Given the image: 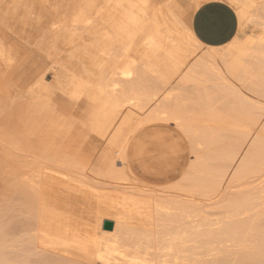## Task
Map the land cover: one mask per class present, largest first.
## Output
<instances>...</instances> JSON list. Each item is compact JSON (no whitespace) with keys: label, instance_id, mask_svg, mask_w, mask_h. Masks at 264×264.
<instances>
[{"label":"bare ground","instance_id":"bare-ground-1","mask_svg":"<svg viewBox=\"0 0 264 264\" xmlns=\"http://www.w3.org/2000/svg\"><path fill=\"white\" fill-rule=\"evenodd\" d=\"M151 1L18 0V5L11 0L19 13L34 19L23 25L46 30L45 53L54 66L70 73L66 87H43L45 96L58 90L83 100L85 128L71 132L60 157L43 153L28 134L0 161V196L10 201L13 196L22 213L29 214L27 221L19 219L18 228L13 215H6L9 221L0 226V264H23L36 247L21 241L23 254H12L7 246L17 234L19 241L29 235L44 241L43 246L71 247L78 264H264L263 208L258 209L263 220L254 216L263 227L252 223L247 232L252 220L234 204H244L241 195L225 207L224 217L213 220L201 219L198 205L184 198L215 196L238 156L229 180L254 176L256 164H264V121L245 104V89L264 99V39L247 37L248 48L232 52L205 45L169 6L170 0H161L154 11ZM257 1L254 13L242 8L241 13L264 27V0ZM6 4L0 0L2 20L11 13ZM37 5H44L43 10ZM152 21L156 26L139 51L138 35ZM85 54L92 60L89 68ZM87 71L96 81L86 78ZM83 130L116 148L107 169L68 155ZM2 139L9 142L8 136ZM245 139H250L247 148ZM211 144L219 146L217 152L200 155L199 149ZM54 164L62 168L59 174L43 171ZM242 192L251 200L258 195ZM250 207L255 214L257 208ZM234 211L242 213L241 220L231 216ZM106 221L112 222L110 229L104 228Z\"/></svg>","mask_w":264,"mask_h":264},{"label":"rangeland","instance_id":"rangeland-1","mask_svg":"<svg viewBox=\"0 0 264 264\" xmlns=\"http://www.w3.org/2000/svg\"><path fill=\"white\" fill-rule=\"evenodd\" d=\"M13 1L19 5L18 0L16 1L13 0ZM76 1H81V0H76ZM227 1L232 4V6L235 8L238 14L237 16L239 18L238 29H237L236 34L232 38V40L226 45L223 44V46L220 47L219 49L228 50L231 52L237 51L243 48H248V45L246 43L247 37H255L259 39H264V27L256 24L253 21H250L249 18L245 16V14L241 13V8L248 10L249 13H254L256 9H258V6H259L257 4L258 1L257 0H227ZM7 3L9 4V6L8 4H6V6L9 8V10H11V13L8 16V19L7 18L5 20L3 19L4 21L0 19V38H1L0 39V99H1L0 100V155H1L0 159L1 157L3 158L0 161L4 160V157H6V154L10 151L11 146L16 145V143L19 142L20 140L21 141L19 143H21L22 141H25V139L27 140L26 137H28V134H31L29 135V137L32 136L31 140L29 139L31 141L30 143L35 144L36 142L39 141L42 146H37V145L36 146L39 149H42L43 153L48 154L54 158H57V157H60L61 151L63 150L64 146L67 145L68 137L71 134V132L76 131V130L78 131L80 129L85 128V117L81 113L83 112V107L85 106V102L81 99L76 101L72 98H69L58 90H56L55 93H51L48 96H45L46 91L44 90L43 87L45 86L47 88L55 87L59 89L66 87L70 73L66 71L65 69L61 68L60 66H54L53 62L50 60V58L46 54L47 53L46 48L48 47V42H49V37L47 35V32H44L46 30L38 27V29L40 28L39 30L33 29L35 30L33 31L31 30L32 28H30L27 24L26 25L29 28L23 25L25 24V22L29 24V23H32V21H34L32 15H27L25 13L23 14L19 13V6L16 3H14L13 5L11 0H7ZM159 6H161V0H152L150 4V10L154 11ZM169 6L175 11L184 10L185 13H188L191 8V0H172ZM43 8H44V5H39L37 9L43 10ZM13 15L15 16L13 17ZM7 21H10L11 24H9L10 22H7ZM10 25L13 26L12 29L16 27L17 29L16 28L15 29L17 31L16 32L15 30L13 31L11 29L12 26ZM155 26H156L155 22L152 21L140 31L138 35V41H137V46H138L137 50L140 51L142 49V39H144L149 33H151V31L155 28ZM25 27L29 29L32 35L28 31V29H24ZM17 32H19V34ZM35 34H36V37H35ZM27 36H29L30 40L29 38L27 40ZM33 38H34L33 42L36 44H33L31 40ZM35 38L36 39L38 38V40H36ZM43 39L45 43L43 41L42 42L40 41ZM37 44L38 46L41 47V50L37 46ZM88 48L92 49V46L88 44ZM139 51L137 53L135 52V54H132V55L137 57L139 55ZM16 52H18L17 56L13 54V53L16 54ZM86 56L87 55L85 54V58L87 59V61H89L90 59L87 58ZM91 65H92V60L87 63V68L91 67ZM78 67L79 65L76 64L75 69L77 72L80 71ZM84 75L86 76V78L88 77L92 81H96V78L90 75L89 71L85 72ZM48 85L51 87H48ZM24 93L25 95H23ZM35 94H36L35 97L33 96V98L29 99L30 97L29 95L32 96ZM245 94H246L245 97L247 96V98L245 99L246 107L252 110V112L258 115L260 114L261 123H263L262 121H264V99L258 96H254L255 94H252L254 96L253 97L252 95H250L249 92H247L246 89H245ZM248 96H252V97H249L250 100L248 99ZM46 98H48V100L50 98L49 104L46 103L47 102ZM32 99H34L35 101H31ZM34 102L37 104H35ZM260 103L262 105H260ZM42 105H43V109L46 107L45 111L41 110ZM256 106L260 108L262 107V108L259 109ZM42 111H44L43 114H42ZM44 116H47V117L44 118ZM42 117H43V120L41 119ZM4 136H8L9 142L5 140L3 141L2 138ZM79 137L80 138L77 141L73 142L74 144L71 147L72 154L69 153L68 155L75 156L77 159L83 160L84 162L96 167L100 171H102V169H107L106 164L110 161V159L114 157V152L116 149L114 145H112V143L108 141H105L104 139H102V137L96 135L93 131H89V130L81 131V134H79ZM87 138H89V141L87 142L86 147H84L83 145L85 144ZM247 140L248 139H245V145H244L245 148H247L250 139L248 141ZM51 141L52 143L50 144ZM215 145L217 144H211L209 148L203 145L204 147L202 146L199 149L200 155L203 156L205 154L204 156H207L208 152H209L208 155H210V153L213 154V152L216 150L214 152L215 154L217 152V149L219 148V146H215ZM80 146H83V147L81 148ZM80 148L81 149L89 148L91 152L87 154L86 156H84L85 151L80 152ZM2 154H5V155L3 156ZM238 159H239V156L236 162L232 164L230 167H228V170L230 171H227L225 175L223 176L221 180L222 183L220 184L219 189L215 193V196H211V198L210 197L205 198L203 196V198L201 197L200 199L197 197L191 198L188 196L184 198L186 201L188 200L187 202H192V203L195 202L198 205L197 207L199 208V217L201 219L213 220L216 218L224 217L227 214L225 207L231 204V202L234 201L233 199H237L236 197L242 196V200L243 199L245 200V201L243 200L242 203H244L243 205L246 207V209L245 207H243L244 209L242 210L243 205H241L238 202L241 200H238V201L236 200L234 204H236V207H237L235 209L241 208L240 209L241 212L245 211L244 213L242 212L243 214L242 213L241 214L246 215V216L248 215L247 217L249 218L247 219V217H245L246 220H249V219L252 220L250 224L248 225V229H247V232H248L252 223H254L255 225H258L257 228L259 227L261 221H256L258 220V218L259 220L261 219L263 220V218H261L262 217L261 215L264 212L262 210L258 211V209H262V208L264 209V202H263L264 195L262 197V194H264V164L263 165L256 164V167H258L259 171L252 172L253 174L257 173L254 176H251V174L249 175V173H247L244 176H242L243 178H240V179L235 178L236 180L234 179L229 180V177L231 176V171L233 170V168H235L238 162ZM60 169L62 170L60 166H58L57 164H54L50 168L45 169L43 171L47 173L49 172L52 174L54 172H55L54 174H59ZM71 171H72L71 167L70 168L68 167V169L66 170V172H71ZM228 172H230V174ZM255 176H258V177H255ZM227 181H229V183H227L229 184V186L226 184ZM257 189L260 191H258ZM242 191L251 192L252 194L258 193L257 195L258 197L255 195L258 199L256 197L255 198L253 197L251 200V198L247 197L249 196V194L245 192L246 193L245 195ZM261 197L262 199H259ZM10 198L12 199V201L8 200L9 199L8 197L3 198L0 196V226L1 227L5 226L6 223L9 221L8 217L13 215L12 217L13 224L15 228L16 227L18 228L21 223L19 219H22L23 221L24 220L27 221L26 217L28 219L29 214L26 212L22 213L21 205L16 198L15 200L13 196H10ZM253 199L255 201H253ZM228 201L229 203H227ZM261 201L263 202V204H261L262 203ZM245 204H247L248 207L252 206V208L253 207L257 208V206L260 204L259 205L260 207H258L257 210H254V212L255 211L257 212V213L255 212V214L257 215L252 214L251 211L253 210L247 209L248 207ZM11 206H14L15 208L14 207L11 208ZM16 206L17 207L20 206V207L17 208ZM13 209L14 210L16 209L17 211L16 210L13 211ZM235 212L236 213L238 212L239 214V211H234V213H232L231 216L233 214L236 215V219L238 216H240L238 217V219L241 220L242 215L235 214ZM3 215L4 216L7 215L8 217L6 216V219H5ZM254 216H257V217L259 216V217L257 218ZM243 219L244 217L242 218V220ZM261 225L260 227L264 226V225L263 226ZM262 229H264V227ZM28 236L29 235L23 236L19 241L17 240L18 234L14 235L12 237L15 239L14 240L15 242L12 241L14 243H10L9 248L7 246V250L13 251V253L12 252L11 253L12 254L15 253L14 255H17V254L20 255V252L23 254V251L21 249L19 250V248H21L20 247L21 241L25 243L33 242V244L32 243L31 244L33 246H36V247H33V249L34 248L40 249V250L36 249V251L38 250L37 253L35 251L32 252L33 249L29 251V254L27 256V261H25L23 264H46V263L47 264H63L66 261V259H67V262H65V264H78L74 261L77 258L75 254L76 252L73 251L71 247L70 248H68V246H60V247L53 246L52 247L51 245L46 246L45 244L44 246L46 247H44L42 244L44 243V241H42L40 238L38 239L33 238V237L28 238ZM245 238H247V234L245 235ZM239 249H240L239 246L233 247L232 251L239 250ZM39 251H42V252H39ZM246 251L249 252V249L245 248V252ZM43 256H46V258L47 257L53 258L54 260L49 259L50 261H48L45 257L43 258ZM22 257H20V259H22ZM44 259H46L47 262ZM17 262L19 261L11 260L9 264H19Z\"/></svg>","mask_w":264,"mask_h":264},{"label":"crops","instance_id":"crops-1","mask_svg":"<svg viewBox=\"0 0 264 264\" xmlns=\"http://www.w3.org/2000/svg\"><path fill=\"white\" fill-rule=\"evenodd\" d=\"M175 12L196 38L208 46L226 45L232 40L238 29V14L227 0H191V8L188 13H185L184 10ZM88 141L89 138L86 139L84 147ZM35 145L42 146L39 141ZM81 148L80 152L85 151L84 156L91 152L89 148Z\"/></svg>","mask_w":264,"mask_h":264},{"label":"water","instance_id":"water-1","mask_svg":"<svg viewBox=\"0 0 264 264\" xmlns=\"http://www.w3.org/2000/svg\"><path fill=\"white\" fill-rule=\"evenodd\" d=\"M112 227V222L111 221H106L104 223V228L110 229Z\"/></svg>","mask_w":264,"mask_h":264}]
</instances>
